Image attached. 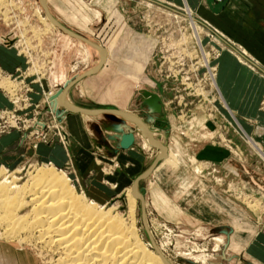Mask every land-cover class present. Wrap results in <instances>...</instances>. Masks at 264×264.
Instances as JSON below:
<instances>
[{
  "label": "rangeland",
  "instance_id": "374dc122",
  "mask_svg": "<svg viewBox=\"0 0 264 264\" xmlns=\"http://www.w3.org/2000/svg\"><path fill=\"white\" fill-rule=\"evenodd\" d=\"M42 1L0 0V91L7 102L0 105V135L11 130L16 132L9 145L0 152V167L7 169V175L14 172L18 184L24 183L37 168L48 166L47 159L42 161L34 149L37 143L57 142L67 153L73 151L64 126V115L69 110H64L62 105L57 103L56 92L73 77L94 67L99 57L94 46L41 18L38 9L45 11ZM80 1L86 2L94 9L98 17L89 12L91 19L85 24L80 21L78 12L76 18H72L71 12L79 8L75 0H45L44 4L59 22L109 49L107 58L100 67L88 73L90 75L84 81V95L79 94L75 87L76 101L69 98L77 107L90 106L91 108H87L89 110H93L92 107L110 106L112 101L124 102L129 98L128 105L133 111L131 113L138 115L139 110L143 111L149 121L156 123L152 124L153 129L150 130L148 123L141 119L149 126V131L154 135L156 132L154 138L158 141L171 144L174 130L185 135L186 128L191 125L192 107L197 103L213 107L216 96L214 65L211 60L216 51L207 37L215 36L219 41L223 40L220 42L237 52L244 61L254 67L257 65L239 47L223 39L189 6V11L197 23L184 17L186 13L182 4L163 0H113L112 4L105 0ZM113 10H117V13H112ZM126 57H129V61ZM130 57L139 64L138 67L134 68ZM78 63L82 65L81 70L78 74L73 73L72 68ZM3 64H17L18 68L15 71L10 67L6 70V66L2 67ZM125 64H130L129 68ZM66 79L68 81H65ZM6 82L10 84L6 86ZM42 82L46 87L44 91L39 89V97L35 98L36 85L40 87ZM53 87L57 88L52 89ZM143 88L156 92L167 102L165 111L170 115L166 117L165 123L163 122L164 128L153 120V114L158 112L147 113L143 110L145 105L139 100ZM69 95H72L71 92ZM262 101L264 102V97ZM109 112L98 111L94 114L99 117L100 114L107 113L104 117H109ZM80 113L85 118L90 133L86 149L90 154L89 160L92 162L97 156L103 170L108 174L103 182L110 188L89 191H96L99 198L102 196L104 199H110L101 204L106 208L113 207L114 211L117 210L126 217V191L131 187L133 179L131 182L127 180L123 186L126 188L123 189L110 186L113 182L111 179L120 168L117 160L113 158V142H118L119 138L111 140L104 131L103 124L113 122L101 123V129L95 122L98 118L96 115ZM254 142L244 134L240 142H236L237 147L235 143H231V159L226 164L199 160L200 162L192 165L199 163L201 167L197 176L205 179L207 185L223 200L241 208L243 218L256 219V223L261 224L264 222V194L260 195L244 186L239 177V172L242 171L243 175L256 178L264 190V146L255 147ZM129 146V152L136 154L144 165L140 167L137 176L158 154L159 148L145 146L140 139L126 147L117 148L126 152L125 149ZM68 160L69 157L66 161ZM239 162L243 166L239 165ZM53 164L70 175L66 171H69L68 165L63 169L54 162ZM88 165L83 167H92L91 172L86 171L84 175L87 180L85 183L93 185L91 179L95 178L96 174L93 164ZM153 170L139 179L138 188L145 201L144 209L151 237L174 264H256L248 259L244 249L237 251L227 244V237L233 232V224L227 217H220L213 222L197 220L188 212L189 205L177 215L166 210L159 211L154 206V201L160 193L178 205L180 201L171 196L166 188L167 181L160 172ZM0 177L4 178L3 175ZM69 177L77 189L82 191L74 177ZM134 207L137 225L143 235H148L141 222L138 198ZM2 232L0 227V264H46L39 244L6 239L1 235Z\"/></svg>",
  "mask_w": 264,
  "mask_h": 264
},
{
  "label": "crops",
  "instance_id": "0c3cea01",
  "mask_svg": "<svg viewBox=\"0 0 264 264\" xmlns=\"http://www.w3.org/2000/svg\"><path fill=\"white\" fill-rule=\"evenodd\" d=\"M75 1L79 8L71 12L72 18H76V12H78L80 21L85 24L91 19L89 12H91L93 16L98 17L95 10L86 2L80 0ZM93 1L98 2L99 0ZM105 1L110 4L113 3V0ZM163 1L172 4H182L185 13L194 18L189 11V6L198 17L214 28L223 39L239 47V49L257 65L254 67L249 62L244 61L237 52L225 46L224 43H222L223 40H220L222 41L220 42L218 40L219 38L215 36L207 37V40L215 46L214 48L216 51V55H214L211 60L214 65V95L216 96L213 100V107L211 108L208 104L203 105L197 103L192 107L193 117L191 118V125L185 130V135H181L174 130V132H172L171 144H167L159 138L165 143L166 150L161 157L162 161L160 160L161 162H158V165H156L155 169L153 168V171L160 172L161 176L167 181V190L170 192L171 196L175 200H179L180 203L178 205L172 201L171 198L160 193L154 201V206L159 211L166 210L177 215L186 210L189 205L190 209L188 212L190 214L194 215L197 220H205L207 222H213L220 217L222 219L223 217H227L233 224V232L228 235L227 244L237 251L244 249L246 256L252 262L264 264V222L257 224L256 219L251 220L249 218H243L241 215V208L233 206L231 203L223 200L213 188L207 185L205 179L197 176L199 168L201 167L199 163L192 165L195 162H200L199 160L206 163L226 164L231 159V143H235L236 145V142H240L244 134L250 137L253 142L255 141L253 143L255 147L260 145L261 147L264 146V102L262 101L264 97V0H223L222 2H217L215 0ZM45 3L44 1V4ZM112 13L116 14L117 10H113ZM193 22L197 23V21ZM101 46H103L105 50V61L109 49L102 44ZM98 53L101 56L99 50ZM104 56L102 55L101 57ZM126 59L129 61V57H126ZM131 59L134 68L138 67L139 64L133 60L134 58ZM77 65L78 69L75 71L72 68V72L78 74L82 65H80V63ZM129 65L130 64H125L127 68H129ZM4 66H6V64H3L2 67ZM9 67L11 69L13 68L15 71L18 65H7L4 69L8 70ZM95 67L96 65L89 68L87 71H94ZM89 75L90 74H87L77 79L69 88L66 82L64 89L61 88L59 92H56L57 103H59L60 97H62L64 102L63 98L65 95L76 101L77 98L74 92L75 87H77V90L80 92L79 94L84 95L83 92L86 91L84 81ZM65 81L68 80L66 79ZM45 87L43 82L40 83V87L36 85L37 93H34V97H39L37 96L39 89L44 91ZM55 88L57 87H53L52 89ZM70 92L72 95H69ZM159 97L162 104V112L160 111L155 114V117L160 127L164 128L163 122L165 123L166 117L170 114H167L165 111L168 106L166 104L167 102L160 95ZM5 100L6 97L0 91V105L7 103ZM129 103L130 99L128 98L124 102L112 101L110 106L105 107L125 110L129 113H127L129 117L135 120L138 118L137 120L140 125L144 124L147 130L150 126V130H152V124L156 125V123H153L154 121H149V117L147 115L145 116L143 111L139 110L138 112H140V114L138 115L131 113L133 111H131L132 109L128 105ZM73 106L77 107L74 103ZM62 107L64 110H69L66 108L65 104L62 105ZM84 108L91 107L88 106ZM93 108L94 107H92V109ZM146 108L147 107L143 106V110L148 113L149 111ZM69 111L64 115V126L68 143L73 147V151L67 153L64 147L57 142L37 143L34 149L41 156L42 161L44 159H47L46 161L48 162L52 160L51 163L54 162L58 167L63 169L68 165L70 168L69 171H66L74 177L76 184L87 197L99 203H107L110 199L107 200V197L104 199L102 196L99 198L97 197L96 191L92 193L89 191L90 189L110 190V188L103 182L107 179L108 174L103 170V166L97 159V156L92 162L89 160L90 154H88L86 149L90 141L88 138L90 133L88 132L89 128L84 120L85 118L81 116L82 114L80 112ZM109 113V115H111L109 117H104V115H108L107 113H102L99 117L97 114L94 115L98 117L95 122H97L100 127L103 122H113L103 124V129L111 140L119 138L120 134L124 131H131L134 133V140L132 143H136L138 139H140L145 146H155L148 141H143L138 133L135 134L133 124L123 118V115L117 112ZM130 114L135 115L137 118ZM171 117L173 116L171 115ZM141 119L147 122L149 126L143 123ZM108 125H113L115 131L109 132L106 130ZM154 130H157V128H154ZM136 131H138V129H136ZM148 132L151 131L148 130ZM15 136V130L0 135V152L9 145L10 141ZM65 139L66 138H64V140ZM113 145L115 147V155L113 158L117 160L120 168L116 171L114 178L111 179L113 182L110 183V186L123 189L126 188L123 187L125 182L127 180L131 182L140 171V167L144 165L139 161L136 154L129 152L130 146L125 149L126 152H123V150L117 148L119 146L118 142L114 141ZM68 157L69 160L66 161ZM86 164H93L92 166H94L96 176L91 179L93 185L92 183L90 185H88L89 183H85L87 180L84 178V175L86 171L91 172L90 170L92 169V167L91 169L89 167L83 169ZM238 164L243 166L240 162ZM234 170L239 172L237 169ZM239 177L244 186H247L250 190L260 195L264 194V190H262L256 178L243 175L242 171L239 172ZM224 242L226 245L225 240Z\"/></svg>",
  "mask_w": 264,
  "mask_h": 264
},
{
  "label": "bare ground",
  "instance_id": "6f19581e",
  "mask_svg": "<svg viewBox=\"0 0 264 264\" xmlns=\"http://www.w3.org/2000/svg\"><path fill=\"white\" fill-rule=\"evenodd\" d=\"M44 1H42V6ZM147 4L150 3L147 2ZM38 12L41 18L55 25L48 17L46 10L39 8ZM184 17L197 21L187 14H184ZM96 49L99 50L101 56L105 55L103 46ZM101 56L99 54L97 63ZM73 69L76 71L78 65H75ZM72 83L67 87L69 88ZM9 84L10 82L5 83L6 86ZM63 99L65 103L62 97L59 98L60 105L65 104L67 109L68 107L77 108L73 106L67 95ZM88 111L90 112H77L85 115L95 113L93 110ZM117 113L133 124L135 134L138 133L143 141H148L155 146L157 142L160 146L158 154H162V149L165 152V143L156 140L154 133L146 132L145 125H140L138 118L135 120L127 113ZM153 120L156 121V117H153ZM106 130L113 132L115 128L113 125H108ZM132 134L134 140V133ZM91 139L93 141L92 136ZM7 174V169L1 166L0 176H4V178L0 177V227L3 229L1 235L10 240L17 239L39 244L44 249H41V253L45 256L46 264H174L154 241L155 247L153 246L149 236L143 235L138 227L134 210L136 197L131 187L126 191L128 214L125 217L117 210L115 212L113 207L106 208L105 205L87 198L82 191L77 189L70 175L57 169L51 162H48L46 167L37 168L35 173L30 174L22 184H18L14 172ZM138 181L133 188L135 193H140ZM22 210L25 211L21 213ZM145 220L151 237L146 211Z\"/></svg>",
  "mask_w": 264,
  "mask_h": 264
},
{
  "label": "water",
  "instance_id": "95a60500",
  "mask_svg": "<svg viewBox=\"0 0 264 264\" xmlns=\"http://www.w3.org/2000/svg\"><path fill=\"white\" fill-rule=\"evenodd\" d=\"M44 6V5H43ZM46 12H47V15L48 17L50 18V20H52V22L58 27L60 28L61 30L67 32L68 34L74 36V37H77L89 44H91L92 46L96 47V48H101V46L96 43L95 41L89 39L88 37L80 34V33H77L73 30H71L70 28H68L67 26H65L64 24H62L61 22L57 21L51 14L50 12L48 11V9L44 6ZM103 58L104 57H101V59L99 60V62L96 64V67L95 68H98L102 61H103ZM88 72H83V73H80L78 74L77 76L73 77L71 80H69L68 82V85L71 84L72 82H74V80H76L78 77L86 74ZM65 85L63 86L62 89H64ZM142 104H144L147 109L149 111H152V112H159L160 111V108H161V101H160V97L159 95L154 92V91H151L149 89H146V88H143L142 91H141V98H140ZM69 110H73V111H83V112H90L87 110V108H84V107H77L76 109L75 108H70L68 107ZM98 111H116V112H120V113H128L126 112L125 110H122V109H119V108H114V107H97V108H93V112H98ZM129 114V113H128ZM131 116L135 117V115L133 114H130ZM137 118V117H135ZM146 132H148L147 130V127H146ZM133 140V134L131 131H124L120 134L119 136V140H118V144L119 146L121 147H126L128 146ZM156 143V146L160 147L159 144L157 142ZM164 150L162 149V154H158L156 155L152 160L151 162L146 166V168L143 170V172L137 176H135L131 182V189H132V193L134 194V196L136 198H138L139 200V208H140V218H141V222H142V225L144 227V229L146 230V232L148 233L149 235V232H148V229H147V226H146V220H145V209H144V199L142 197V195L140 193H135L133 191V188H134V185L136 184V182L138 181V179H140L141 177H144L145 175H147L149 173V171L151 170L152 166L155 164V162L164 155ZM149 238L153 244V246L155 247L154 243H153V240L151 239L150 235H149Z\"/></svg>",
  "mask_w": 264,
  "mask_h": 264
}]
</instances>
